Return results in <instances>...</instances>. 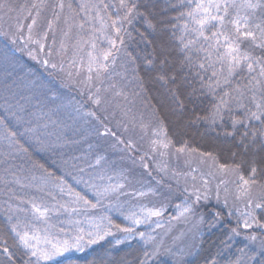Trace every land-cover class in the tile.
I'll return each instance as SVG.
<instances>
[{
	"label": "snow or ice",
	"instance_id": "6c2138e0",
	"mask_svg": "<svg viewBox=\"0 0 264 264\" xmlns=\"http://www.w3.org/2000/svg\"><path fill=\"white\" fill-rule=\"evenodd\" d=\"M0 38V264H264V0H0Z\"/></svg>",
	"mask_w": 264,
	"mask_h": 264
},
{
	"label": "trees",
	"instance_id": "16d2710c",
	"mask_svg": "<svg viewBox=\"0 0 264 264\" xmlns=\"http://www.w3.org/2000/svg\"><path fill=\"white\" fill-rule=\"evenodd\" d=\"M153 176L156 179H159V177L156 176L155 173H153ZM174 202L179 203L180 201ZM175 214V210L173 209L172 212L166 214L165 219L168 220L170 217L175 216ZM164 226L168 228L169 224L165 223ZM190 228L191 225L184 222L183 220H170V231L169 236L166 237V240L168 241V243H172V239L180 237V239H176L175 242L177 245L182 246V241L187 238V233ZM140 230H143V228H141ZM181 233H185V236L181 237ZM219 236L220 231H216L210 235H207L206 239L208 242L205 244L206 252L208 250L214 251V249L211 248V245ZM245 243L246 241L244 240L243 235L236 237L233 241L232 251L244 247ZM143 247L144 244L142 241H140L139 238L127 241L123 245H116L115 240L112 237H109L104 241H100L96 245L89 246L84 252L67 254L66 256L60 257L58 259L60 264H110L111 261L119 262L121 259H126L127 261H129V264H131V261L137 254H139L140 250ZM168 259V257H162V260L164 261H167Z\"/></svg>",
	"mask_w": 264,
	"mask_h": 264
},
{
	"label": "rangeland",
	"instance_id": "374dc122",
	"mask_svg": "<svg viewBox=\"0 0 264 264\" xmlns=\"http://www.w3.org/2000/svg\"><path fill=\"white\" fill-rule=\"evenodd\" d=\"M181 165H182V161H181ZM193 166H195V165H193ZM143 230H145L144 228H143ZM71 253H76V251H73V252H71ZM71 253H69V254H71ZM67 255V254H66Z\"/></svg>",
	"mask_w": 264,
	"mask_h": 264
}]
</instances>
